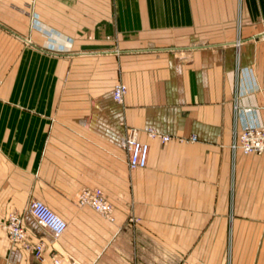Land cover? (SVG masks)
I'll return each mask as SVG.
<instances>
[{
    "label": "crops",
    "instance_id": "0c3cea01",
    "mask_svg": "<svg viewBox=\"0 0 264 264\" xmlns=\"http://www.w3.org/2000/svg\"><path fill=\"white\" fill-rule=\"evenodd\" d=\"M262 34L264 0H0V264H264V152L232 147L264 125ZM83 186L114 219L79 203ZM11 210L42 258L2 228Z\"/></svg>",
    "mask_w": 264,
    "mask_h": 264
},
{
    "label": "built area",
    "instance_id": "2783aa9c",
    "mask_svg": "<svg viewBox=\"0 0 264 264\" xmlns=\"http://www.w3.org/2000/svg\"><path fill=\"white\" fill-rule=\"evenodd\" d=\"M126 92L127 85L125 82L117 81L114 84L113 97L116 101L122 102ZM147 132L150 136L160 137L163 141L171 138L170 134L159 132L154 128H149ZM182 139L196 140L197 135L191 134ZM120 144L128 152V164L131 168L147 165L150 144L140 139L138 130L129 129L126 134L121 136ZM232 147L234 150L238 149L243 153L264 152V125H251L240 130L233 138ZM78 201L80 204L92 206L107 218L114 219V204L101 187L83 186L78 193ZM28 209L37 222L47 227L55 235L63 233L68 226L67 220L41 199L30 200ZM1 226L14 242L30 250L37 257H43L45 242L32 239L18 211L11 210Z\"/></svg>",
    "mask_w": 264,
    "mask_h": 264
},
{
    "label": "rangeland",
    "instance_id": "374dc122",
    "mask_svg": "<svg viewBox=\"0 0 264 264\" xmlns=\"http://www.w3.org/2000/svg\"><path fill=\"white\" fill-rule=\"evenodd\" d=\"M260 37H263L264 38V34L260 35ZM126 84V83H125ZM127 85V84H126ZM127 90H128V86H127Z\"/></svg>",
    "mask_w": 264,
    "mask_h": 264
}]
</instances>
